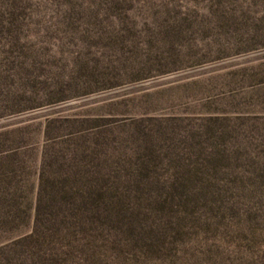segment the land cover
Listing matches in <instances>:
<instances>
[{"label":"rangeland","instance_id":"374dc122","mask_svg":"<svg viewBox=\"0 0 264 264\" xmlns=\"http://www.w3.org/2000/svg\"><path fill=\"white\" fill-rule=\"evenodd\" d=\"M0 264H264V0H0Z\"/></svg>","mask_w":264,"mask_h":264},{"label":"trees","instance_id":"16d2710c","mask_svg":"<svg viewBox=\"0 0 264 264\" xmlns=\"http://www.w3.org/2000/svg\"><path fill=\"white\" fill-rule=\"evenodd\" d=\"M87 193H89V191H86V194ZM79 195L80 194L77 191H75L73 193V197L69 201L64 202V205H66L65 207H68L70 209L68 212L70 217H64L63 220L66 222L70 221V224H75V222H78L77 221V219H79L78 213L83 214V211L87 212V211H92L93 209L94 210L98 209L96 200L95 199L89 200L88 197H90V194L85 195V196L80 195L81 200L75 199V197ZM82 220L83 218H81V221Z\"/></svg>","mask_w":264,"mask_h":264}]
</instances>
